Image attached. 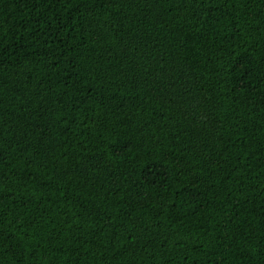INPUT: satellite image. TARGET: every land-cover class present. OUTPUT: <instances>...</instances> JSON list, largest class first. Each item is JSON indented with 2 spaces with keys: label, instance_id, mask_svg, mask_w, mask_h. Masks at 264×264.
I'll return each mask as SVG.
<instances>
[{
  "label": "trees",
  "instance_id": "trees-1",
  "mask_svg": "<svg viewBox=\"0 0 264 264\" xmlns=\"http://www.w3.org/2000/svg\"><path fill=\"white\" fill-rule=\"evenodd\" d=\"M0 264H264V0H0Z\"/></svg>",
  "mask_w": 264,
  "mask_h": 264
}]
</instances>
